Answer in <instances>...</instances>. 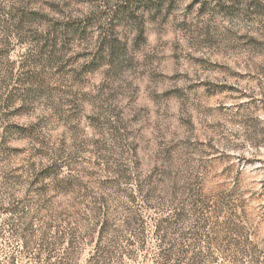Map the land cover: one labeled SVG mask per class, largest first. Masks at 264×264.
<instances>
[{"label": "clouds", "instance_id": "1", "mask_svg": "<svg viewBox=\"0 0 264 264\" xmlns=\"http://www.w3.org/2000/svg\"><path fill=\"white\" fill-rule=\"evenodd\" d=\"M0 81V264H264V0H0Z\"/></svg>", "mask_w": 264, "mask_h": 264}, {"label": "rangeland", "instance_id": "2", "mask_svg": "<svg viewBox=\"0 0 264 264\" xmlns=\"http://www.w3.org/2000/svg\"><path fill=\"white\" fill-rule=\"evenodd\" d=\"M15 77L16 76H14L13 78H15ZM17 84H18V82H17ZM3 87H6V85L2 81H0V94H3V92L5 90V88H3ZM8 87H12V89H13L12 91L7 93V102L11 103L13 98H14V95H15V87L14 86H8Z\"/></svg>", "mask_w": 264, "mask_h": 264}, {"label": "trees", "instance_id": "3", "mask_svg": "<svg viewBox=\"0 0 264 264\" xmlns=\"http://www.w3.org/2000/svg\"><path fill=\"white\" fill-rule=\"evenodd\" d=\"M14 76H15V75H14ZM14 76H13V77H14ZM13 79H16L17 82H18V84H19V78H18V77H17V78L15 77V78H13ZM3 88H5V87H3Z\"/></svg>", "mask_w": 264, "mask_h": 264}]
</instances>
